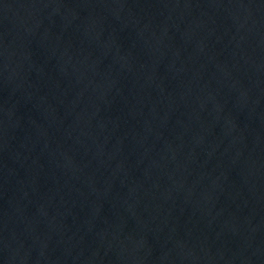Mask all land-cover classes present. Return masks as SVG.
<instances>
[{
	"label": "water",
	"instance_id": "1",
	"mask_svg": "<svg viewBox=\"0 0 264 264\" xmlns=\"http://www.w3.org/2000/svg\"><path fill=\"white\" fill-rule=\"evenodd\" d=\"M0 264H264V0H0Z\"/></svg>",
	"mask_w": 264,
	"mask_h": 264
}]
</instances>
